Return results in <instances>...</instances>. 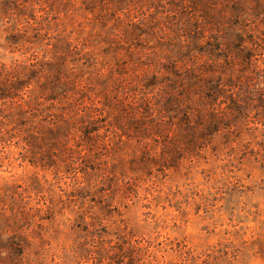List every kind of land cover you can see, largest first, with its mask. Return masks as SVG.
<instances>
[{"label": "clouds", "instance_id": "obj_1", "mask_svg": "<svg viewBox=\"0 0 264 264\" xmlns=\"http://www.w3.org/2000/svg\"><path fill=\"white\" fill-rule=\"evenodd\" d=\"M0 264H264V0H0Z\"/></svg>", "mask_w": 264, "mask_h": 264}]
</instances>
